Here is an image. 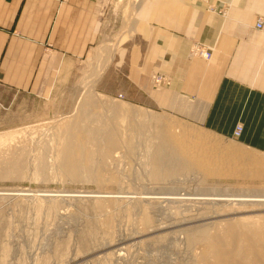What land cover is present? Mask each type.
<instances>
[{"label": "rangeland", "instance_id": "obj_1", "mask_svg": "<svg viewBox=\"0 0 264 264\" xmlns=\"http://www.w3.org/2000/svg\"><path fill=\"white\" fill-rule=\"evenodd\" d=\"M139 1L112 2L102 56ZM92 67L57 97L0 87V264H264V202L238 201L264 199V149L105 95Z\"/></svg>", "mask_w": 264, "mask_h": 264}, {"label": "crops", "instance_id": "obj_2", "mask_svg": "<svg viewBox=\"0 0 264 264\" xmlns=\"http://www.w3.org/2000/svg\"><path fill=\"white\" fill-rule=\"evenodd\" d=\"M114 1L122 0H0V87L57 97L60 74L103 66L95 70L103 94L225 138L240 124L234 140L264 149V28H256L264 0H141L127 40L107 58ZM196 43L212 57L192 56Z\"/></svg>", "mask_w": 264, "mask_h": 264}, {"label": "bare ground", "instance_id": "obj_3", "mask_svg": "<svg viewBox=\"0 0 264 264\" xmlns=\"http://www.w3.org/2000/svg\"><path fill=\"white\" fill-rule=\"evenodd\" d=\"M120 108V107H119ZM123 110V109H122ZM122 110H121V112H122ZM115 113V112H114ZM122 113H126V114H129L130 116L133 114L132 113V111H130V110H123V112ZM116 114V113H115ZM124 115V114H123ZM129 118V117H128ZM116 121V120H115ZM129 124V123H128ZM127 126V125H126ZM161 128V127H160ZM112 130V129H111ZM129 130V129H128ZM133 130V129H132ZM107 132V131H106ZM112 132V131H111ZM108 133V132H107ZM131 133V132H130ZM114 134V133H113ZM96 135H98V133L96 134ZM104 135V134H103ZM95 137V136H94ZM104 137V136H103ZM108 143H110L111 145L114 143V141H113V135H111V134H109L108 135ZM116 138V137H115ZM234 139H236V138H234ZM92 140V139H91ZM162 146H164L165 148H169V147H171V144L168 142V143H163L162 144ZM162 146H157L158 148H156V151H155V155H154V157H152V161H153V172L154 173H152V174H154V176H163L162 174H163V172L166 170L165 169V165H164V163H167V160H169V158L166 156V154L164 153V147H162ZM176 160V159H175ZM182 163H183V161H182ZM185 163V162H184ZM186 164V163H185ZM184 164V166L186 167V165ZM169 170V169H168ZM167 170V171H168ZM206 199V198H205ZM209 200V199H208ZM216 200H222L221 199V197L219 198V197H217V199ZM233 200V199H232ZM235 201V200H234ZM238 201H252V202H264V199H261V198H257V199H252V200H238ZM248 228V226H245V230H247V232H249V230L251 231V229H247ZM254 231H256V230H254ZM246 232V233H247ZM257 232H260L259 230L257 231ZM256 232V233H257ZM263 232V231H262ZM251 234V233H250ZM259 235H260V233H259ZM251 236V235H250ZM257 235H255V237H256ZM258 238V237H257ZM260 239L261 240H264V235H261L260 236ZM256 240V239H255ZM254 240V241H255ZM253 241V242H254ZM254 244H255V242H254ZM218 251V250H217ZM258 262V261H257ZM231 264H232V262H230ZM263 264V263H262Z\"/></svg>", "mask_w": 264, "mask_h": 264}, {"label": "built area", "instance_id": "obj_4", "mask_svg": "<svg viewBox=\"0 0 264 264\" xmlns=\"http://www.w3.org/2000/svg\"><path fill=\"white\" fill-rule=\"evenodd\" d=\"M201 1H207V0H201ZM256 28H258V29H263L264 28V23H263L262 19H258V21L256 23ZM190 54L192 56L202 57L204 59H210L212 57V51L210 49L204 47L201 44H197V43L192 46ZM154 80H155V83H156L157 86H160V85L164 84L165 81H166L164 79V77H162L161 75L155 76ZM120 97H122V96H120ZM242 130H243L242 125H240V124L237 125L236 129L234 131V137L238 138L241 135Z\"/></svg>", "mask_w": 264, "mask_h": 264}]
</instances>
